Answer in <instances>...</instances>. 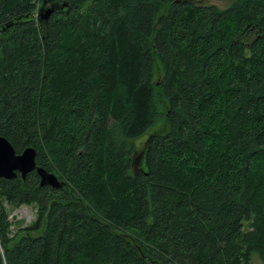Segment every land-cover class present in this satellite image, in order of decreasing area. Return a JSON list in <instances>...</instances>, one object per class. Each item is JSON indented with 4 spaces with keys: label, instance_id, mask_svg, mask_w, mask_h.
Instances as JSON below:
<instances>
[{
    "label": "trees",
    "instance_id": "obj_1",
    "mask_svg": "<svg viewBox=\"0 0 264 264\" xmlns=\"http://www.w3.org/2000/svg\"><path fill=\"white\" fill-rule=\"evenodd\" d=\"M43 1L0 0V137L65 186L0 179V264H264V0Z\"/></svg>",
    "mask_w": 264,
    "mask_h": 264
},
{
    "label": "water",
    "instance_id": "obj_2",
    "mask_svg": "<svg viewBox=\"0 0 264 264\" xmlns=\"http://www.w3.org/2000/svg\"><path fill=\"white\" fill-rule=\"evenodd\" d=\"M204 1L177 0V3L193 2L202 4ZM59 9H61L59 3L53 0H44L37 14L39 22L46 24L49 18ZM36 158L37 151L34 148H27L21 154H18L6 138L0 137V179L12 180L17 178L18 174L26 179L28 174L37 172L41 187H51L56 190L63 189L65 182L61 181L54 173L38 167ZM137 160L139 159L137 158Z\"/></svg>",
    "mask_w": 264,
    "mask_h": 264
},
{
    "label": "rangeland",
    "instance_id": "obj_3",
    "mask_svg": "<svg viewBox=\"0 0 264 264\" xmlns=\"http://www.w3.org/2000/svg\"><path fill=\"white\" fill-rule=\"evenodd\" d=\"M235 0H205L202 4L207 5H215L219 9L224 10L230 7ZM164 71L159 62H157L154 71V82H158L159 79L163 76ZM166 128V122L163 118L159 119L155 127L150 130L146 135L142 138L133 142L134 145V153L136 157L139 159L136 161L134 165V170H143L145 168L144 157L145 150L147 147V143L150 135L153 133H159L164 131ZM64 181L63 179H60ZM4 207L6 208L7 214L9 216V222L11 225L12 235H17L18 231L22 228H26L35 223L38 216V207L36 205H22L19 208H13L10 203L4 201ZM248 226V225H246ZM255 263H259V260L255 258Z\"/></svg>",
    "mask_w": 264,
    "mask_h": 264
}]
</instances>
